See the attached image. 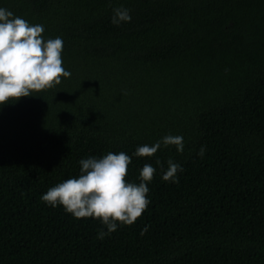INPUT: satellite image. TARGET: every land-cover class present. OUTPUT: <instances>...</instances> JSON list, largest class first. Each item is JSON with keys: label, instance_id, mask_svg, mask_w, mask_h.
<instances>
[{"label": "trees", "instance_id": "obj_1", "mask_svg": "<svg viewBox=\"0 0 264 264\" xmlns=\"http://www.w3.org/2000/svg\"><path fill=\"white\" fill-rule=\"evenodd\" d=\"M0 8L60 37L71 73L0 105V264H264V0ZM117 8L130 22L112 23ZM169 135L182 153L134 155ZM109 152L131 157L130 183L145 164L156 171L142 216L100 239L99 220L41 197ZM170 159L178 183L162 179Z\"/></svg>", "mask_w": 264, "mask_h": 264}, {"label": "clouds", "instance_id": "obj_2", "mask_svg": "<svg viewBox=\"0 0 264 264\" xmlns=\"http://www.w3.org/2000/svg\"><path fill=\"white\" fill-rule=\"evenodd\" d=\"M130 20L127 9H114L113 24ZM43 32L42 25H30L11 11L0 8V105L52 89L61 83L62 77H70L71 73L63 67V40L57 37L45 41ZM161 143L165 147L175 145L180 153L184 150L183 137L169 135L153 146L138 147L134 155L151 157ZM203 154L202 147L199 155ZM79 164L80 175L49 188L42 195V201L52 207L63 206L75 218L99 220L108 230L100 232V239L116 231L118 223L130 226L142 216L150 203L148 184L155 168L145 164L140 171V183L136 184L126 180L131 157L124 152L81 159ZM182 171V166L170 159L162 179L178 183L177 173Z\"/></svg>", "mask_w": 264, "mask_h": 264}]
</instances>
